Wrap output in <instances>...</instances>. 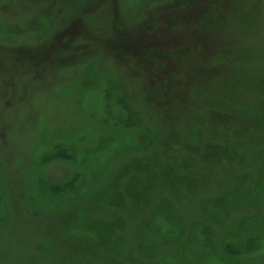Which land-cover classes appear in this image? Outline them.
I'll use <instances>...</instances> for the list:
<instances>
[{"label": "rangeland", "instance_id": "rangeland-1", "mask_svg": "<svg viewBox=\"0 0 264 264\" xmlns=\"http://www.w3.org/2000/svg\"><path fill=\"white\" fill-rule=\"evenodd\" d=\"M0 264H264V0H0Z\"/></svg>", "mask_w": 264, "mask_h": 264}]
</instances>
